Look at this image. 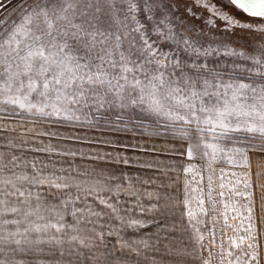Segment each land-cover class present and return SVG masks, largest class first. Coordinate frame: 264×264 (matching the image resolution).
<instances>
[{"label": "snow or ice", "instance_id": "obj_1", "mask_svg": "<svg viewBox=\"0 0 264 264\" xmlns=\"http://www.w3.org/2000/svg\"><path fill=\"white\" fill-rule=\"evenodd\" d=\"M173 3L179 0H24L13 14L0 17V111L12 106L13 110L69 122L112 109L163 117L171 122L164 126L173 128L187 142L185 154L189 158L197 154L215 158L224 151L222 141L235 145L242 139L264 138V0H221L220 4L194 0L206 11L219 15L226 22V32L233 27L247 30L256 44L248 45L255 54L232 49L225 52L252 61L251 68L234 64L227 80L223 79L225 73L211 67L207 60L218 53L217 48L200 37L189 38L187 31H180L183 24L176 31L165 25ZM3 7L0 3V9ZM223 7L246 14L249 20L241 21ZM207 23L215 22L208 19ZM256 25L260 26L253 32ZM169 41V50L165 51L161 45ZM218 43L227 47L223 41ZM232 152L250 166L243 148L233 147ZM3 167L7 165L0 171ZM56 179L61 178L16 177L31 184L48 183L58 190L81 187L67 182L68 177L62 178L64 183H56ZM0 184L5 185L0 189V264H22L14 259L16 253L42 251L37 246L45 241L32 233L52 229L61 233L66 227L76 232L86 216L102 215L91 208H76L70 213L76 224L66 225L63 209L79 196L59 205H47L37 194L33 205V193L17 187L13 179L0 180ZM87 191L93 195L111 189L97 182ZM96 198L112 213L121 211L109 202L110 198ZM51 217H55L54 223ZM118 218L122 226H143L142 221L132 217ZM92 222L87 219V223ZM97 235L103 239L104 233ZM198 239L203 240V236ZM71 240L87 247L77 235ZM47 242L63 244L55 235ZM122 246L131 245L125 242ZM248 248L252 251L245 253L250 256L246 264H259L255 243L248 244ZM183 254L190 255L186 250ZM202 264L211 262L204 260Z\"/></svg>", "mask_w": 264, "mask_h": 264}, {"label": "rangeland", "instance_id": "obj_2", "mask_svg": "<svg viewBox=\"0 0 264 264\" xmlns=\"http://www.w3.org/2000/svg\"><path fill=\"white\" fill-rule=\"evenodd\" d=\"M23 2L5 0L0 17L13 14ZM220 2L211 0L212 4ZM223 10L241 21L249 20L246 14L234 9L223 7ZM208 19L214 20V25L208 24ZM181 24L180 31H187L189 38L200 37L218 49L207 60L211 67L225 73L224 80L234 64L252 67L251 60L225 55L229 49L255 54L248 47L256 44L247 30L233 27L226 32V22L194 0L173 3L165 25L176 31ZM259 26H254L253 32ZM201 33L205 35L201 37ZM170 43L164 42L161 47L168 51ZM236 74H240L239 69ZM4 107L7 110L0 111V117L11 123L12 135L9 146H0V167L7 165L0 171V180L13 179L17 187L31 191L33 205L37 194L47 205H59L79 196V200L63 209L66 225L76 224L70 215L76 208L102 213L100 217L86 216L76 232L66 227L61 233L54 229L32 233L34 238L40 236L45 241L37 246L42 251L18 252L15 260L22 264H202L204 260L211 264H246L250 256L245 253L252 251L248 244L255 243L258 262L264 264V138L242 139L235 145L222 141L224 151L215 158L199 154L189 158L185 154L187 142L173 128L164 126L171 122L163 117L112 109L69 122ZM233 147L244 149L250 166H245L241 156L232 152ZM24 175L29 179L61 178L56 183H64L62 178L68 177L67 182L81 187L58 190L48 183L16 180ZM97 182L111 191L89 195L87 190L96 187ZM4 187L0 184V189ZM97 195L110 198L109 202L121 211L112 213L100 204ZM189 212L193 214L191 217ZM119 216L138 219L143 226L135 229L122 226ZM50 219L55 222V217ZM87 219L93 222L87 223ZM101 232L103 239L97 235ZM52 235L62 239L63 244L48 243ZM73 235L83 238L87 247L72 241ZM125 242L131 246H122ZM185 250L190 255H184Z\"/></svg>", "mask_w": 264, "mask_h": 264}, {"label": "crops", "instance_id": "obj_3", "mask_svg": "<svg viewBox=\"0 0 264 264\" xmlns=\"http://www.w3.org/2000/svg\"><path fill=\"white\" fill-rule=\"evenodd\" d=\"M4 118L0 117V146H9L8 142L12 135V132L9 130V122H3ZM6 121V120H5ZM14 126V125H13ZM4 143L8 145H4Z\"/></svg>", "mask_w": 264, "mask_h": 264}, {"label": "water", "instance_id": "obj_4", "mask_svg": "<svg viewBox=\"0 0 264 264\" xmlns=\"http://www.w3.org/2000/svg\"><path fill=\"white\" fill-rule=\"evenodd\" d=\"M4 0H0V3H2Z\"/></svg>", "mask_w": 264, "mask_h": 264}, {"label": "flooded vegetation", "instance_id": "obj_5", "mask_svg": "<svg viewBox=\"0 0 264 264\" xmlns=\"http://www.w3.org/2000/svg\"><path fill=\"white\" fill-rule=\"evenodd\" d=\"M5 1V0H4ZM4 1L2 3H4ZM1 10V9H0Z\"/></svg>", "mask_w": 264, "mask_h": 264}, {"label": "trees", "instance_id": "obj_6", "mask_svg": "<svg viewBox=\"0 0 264 264\" xmlns=\"http://www.w3.org/2000/svg\"><path fill=\"white\" fill-rule=\"evenodd\" d=\"M18 1H21V0H18Z\"/></svg>", "mask_w": 264, "mask_h": 264}]
</instances>
